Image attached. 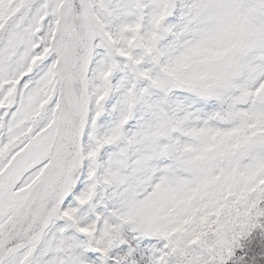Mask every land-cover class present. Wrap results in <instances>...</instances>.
I'll return each instance as SVG.
<instances>
[{"label":"snow or ice","instance_id":"6c2138e0","mask_svg":"<svg viewBox=\"0 0 264 264\" xmlns=\"http://www.w3.org/2000/svg\"><path fill=\"white\" fill-rule=\"evenodd\" d=\"M0 264H264V0H0Z\"/></svg>","mask_w":264,"mask_h":264}]
</instances>
